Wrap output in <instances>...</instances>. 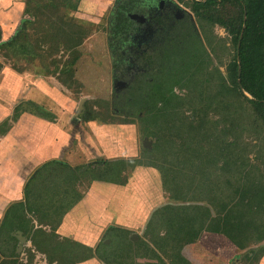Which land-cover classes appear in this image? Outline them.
<instances>
[{
  "label": "rangeland",
  "instance_id": "1",
  "mask_svg": "<svg viewBox=\"0 0 264 264\" xmlns=\"http://www.w3.org/2000/svg\"><path fill=\"white\" fill-rule=\"evenodd\" d=\"M139 1L143 6L147 5L146 1ZM175 1L182 6L186 13L185 17L181 20L176 19L177 21L173 19L174 21H170L167 26L164 25L165 27L160 31L157 29L152 41L142 53L122 47L120 41L123 39L115 37L113 31L108 36L110 25L112 26L111 19L120 15L118 13L112 15L116 0H23L21 21L15 25L16 31L13 30L12 33L16 34L12 35L14 37L20 31L22 33L13 45L0 48V79L2 71L12 68L31 74L29 76L31 80L44 77L53 84H63L62 93L67 98L66 101L64 100L67 105L63 107L66 106L69 110L65 113L81 112V127L80 125L79 127L87 132L84 134L85 137L95 138L99 130L100 136L117 137L116 141L109 137V141H115L117 145L121 144L120 138L127 137L131 138L134 144L138 143L139 155L125 160H135V166L131 168L128 165L123 171L124 183L132 182L131 187L136 197L142 195L150 199L149 190L136 185L140 181L137 176L143 173L138 170L132 178L129 177L136 166H141L137 161L146 162L143 166L153 167L162 178V183L157 189L159 194L161 191L164 194L162 198L164 204H177L167 192L168 189L170 190V184L164 186L165 174L167 178H178L180 172L184 180L194 183L189 185L193 191L194 185H198L202 178L195 169L196 167L200 169L198 158L214 157L215 151L211 147V140L213 143H217L215 140L222 143L226 139L223 137L224 119L221 117L222 114L218 113L225 105L219 103L221 97L211 91L221 85V76H227V66L234 60L236 53L233 36L226 27L220 23L212 26L199 18L192 8L194 0ZM226 10H230L234 15L240 12L234 5L227 6ZM113 24L117 25L115 21ZM194 28L203 44L195 40ZM0 37L3 39L2 34ZM11 38H6L4 42H8ZM202 45L203 48L200 49ZM69 70L71 73L68 72ZM117 80L123 82L125 86L122 85L121 89L116 88ZM44 92L50 96V93ZM48 95H45L48 97L46 100L37 98V102L49 104L56 97ZM165 96L167 99L178 97L181 107L173 110L172 106L177 103L172 99L170 105L166 104L163 99ZM83 99H85L84 104L80 108ZM36 104L32 101L20 103L18 110L10 112V121L17 119L24 110L32 114ZM216 106L220 109L216 110ZM48 109L52 116L61 117L59 109H52L50 105ZM233 109L237 118L238 114L244 113L245 103L234 101ZM204 113H207L209 122L213 123L211 116L218 122L219 127L214 138L199 134L196 125L187 131H180L176 127L189 121L198 124L200 114L204 116ZM87 120L98 123L99 128L94 129V126L91 128ZM252 121L247 115V127L249 125V129H256L258 124H253ZM102 123L115 125L116 133L101 131ZM240 125V133L246 137L244 142L247 148L243 153L248 158L244 160L252 165H260V170L257 168L253 170L264 177V128H258L256 133L251 134L248 128L242 131L244 126ZM0 126V139H2L9 128V121L1 123ZM70 126L67 122L66 127L70 128ZM240 133L233 135L240 137ZM145 137L152 140L151 149L144 147ZM231 138L229 137V140ZM80 145L83 147L80 152L69 151L70 154L63 155V158L55 157L49 162L56 160V164L45 162L33 170L31 176H26L22 184L21 199L11 203L4 201L3 208L0 209V264H79L96 251L91 248L89 253L86 252L80 247L82 244L76 240L83 242L86 240V236L84 237L82 233H85L86 228L93 226L89 220L92 215L95 219L99 213L104 216L100 220L101 227L105 218L106 221L112 220L113 224L120 228L123 227V221L129 220L136 207L137 198L133 193L130 194L132 203L122 211L120 209L114 211L111 207L113 205L108 207L107 204L101 203L102 201L97 207L90 208L86 205L87 200H91L90 193L104 194L108 190L102 186L108 182L94 181L93 176L96 171L91 170L88 165L98 160L89 162L88 147L85 149L84 145L81 143ZM206 150L210 153L205 152ZM189 154L191 156H188ZM106 155L110 156V154ZM229 157L233 162L237 154L233 153ZM119 160L123 159L112 161L120 162ZM240 162L238 160L235 166L237 167V163ZM221 164L222 162H219L215 167L219 166L220 169ZM217 173L212 172L210 176L211 179H215L214 182H209V186L213 187L211 192L216 188H225L224 190L233 188L235 181L231 184L225 182L230 177L227 169L221 170L218 178ZM76 195H80V199L75 198ZM17 203L23 204L21 208L25 211V218L30 221L29 229L33 226L32 230L25 232L27 236L25 235L26 243L23 249H20V242L16 238L21 229L14 226L15 231H12L10 229L12 226L7 222L8 209ZM139 227L140 229H135L133 232L139 233L151 242L152 239L148 238L146 233L147 227L146 234L142 230L144 224ZM34 229L38 230L34 233ZM115 231L119 230L117 228L110 230L109 240L111 239L113 244L112 241L116 239L114 244L119 247L124 236H120L119 232ZM106 233L107 231L103 235ZM148 234L151 237V233ZM35 240L43 244L45 242V246L39 248ZM173 241L175 240H172V243ZM173 244L177 246L176 242ZM184 246L177 251L175 257L168 256L165 258L166 262H163L264 264V253L258 259L255 258L260 253L259 247H264V241L259 245L251 244L240 249L228 237L203 232L194 245ZM251 250H254L256 255L248 258L247 253ZM162 254L164 255L165 252ZM181 259L185 261L180 263ZM140 261L143 264L150 263L148 258H141ZM156 263L163 264L162 261Z\"/></svg>",
  "mask_w": 264,
  "mask_h": 264
},
{
  "label": "trees",
  "instance_id": "2",
  "mask_svg": "<svg viewBox=\"0 0 264 264\" xmlns=\"http://www.w3.org/2000/svg\"><path fill=\"white\" fill-rule=\"evenodd\" d=\"M229 5L237 6L240 12L237 15L231 14L230 10H226ZM192 8L199 18L205 20L206 23H210L212 26L220 23L226 27L235 42L236 53L234 60L227 66V76H221V85L211 91L214 95L220 96L221 99L218 102L225 105L221 107L222 110L218 113H221V117L224 119L223 137L226 139L222 143L218 140H215L217 143H213V140H211V147L215 151L214 157L207 159L198 158L200 169L197 167L195 169L200 174V177L202 176L201 181L203 184L199 181L198 185H194L193 191H191L189 185L194 183L184 180L180 172V177L178 178H167L168 176L165 174L167 180L163 177L164 186L170 184V190L168 189L167 192L170 193L171 198L177 204L164 205L154 214L149 225L153 228L156 227L155 223H157L159 224L157 226L166 228L167 235L177 240L181 248L185 244L195 242L203 232L208 231L227 236L240 249H243L247 245H259L264 241V177L254 171L255 168L260 170V165H252L249 161L244 160L248 158L243 153L244 149L247 148L244 142L246 137L240 133V124H242V127L244 126L242 131H246L249 127V125L247 127L246 123L247 115L253 120V124H258L256 129L248 128L251 134L253 132L256 133L258 128H264V0H194ZM118 14L121 15L117 16L119 23H122L121 27L126 28L127 18L123 17L122 11ZM22 29L24 30V27ZM194 31L195 40L201 43L202 40L195 28ZM120 32L117 29L115 34L118 36ZM21 33V31L17 33V37H12L8 42H2L0 37V48L13 45ZM202 48L203 45L200 49ZM68 72L71 73L70 70ZM236 97H238L237 100ZM163 99H165L166 104L172 102V99L177 103L172 106L173 110L176 107H181V104L178 103L180 100L178 97H169L167 99L165 96ZM234 101L245 103L244 113L238 114L237 118H235V110L233 109ZM219 109V106H216V110ZM35 110L45 117L53 119L52 114L42 105L36 104ZM212 119L213 123L209 122L207 113H204V116L200 114L197 121L198 124L194 121H189V123L176 127L180 131H187V129L194 128L196 125V130L199 134L214 138L219 126L213 116H211ZM203 126L206 127L204 128ZM207 127L210 128L208 129ZM238 132L241 134L240 137L233 135ZM229 137L232 138L229 140ZM208 150H211V148H208ZM205 152L208 153L209 151L206 150ZM233 153L237 154V157L232 162L229 156ZM188 156L191 155L189 154ZM238 160L241 162L237 163L236 167L235 164ZM119 161L100 159L90 163L88 166L94 172L96 171L93 179L114 183L122 182L123 171L128 168V165L133 168L135 160ZM137 162L139 164L146 163ZM219 162H222L220 169L219 166L215 167V164H219ZM49 163L56 164L57 161ZM224 165L227 167H224ZM212 168L213 170H211ZM226 169L229 171L228 175L230 177L225 182L226 184H231L235 181L233 188L229 190L216 188L214 192H211L213 187L209 186V182L215 181V179H211V173L215 174L218 172L216 175L218 178L221 170ZM80 197V195H76L75 198L80 199ZM21 207H23V204L17 203L8 209L7 222L12 226L10 227L12 231H15V228H19L26 235L25 232L32 230L33 226L29 229L30 221L25 218V211ZM36 230L38 229H34V233ZM27 239L29 238L27 237ZM170 241L165 238L163 243L166 244ZM36 243L39 248L43 245L45 246V242L44 244L42 242ZM80 247L83 248L82 245ZM117 248L119 247L114 244H100L96 251L101 259L108 262L110 261L109 255ZM258 251L260 252L259 255L255 256L257 259L264 253V247H259ZM117 255L121 257L120 253ZM247 255L248 258H253L256 252L251 250ZM113 258L115 259L116 257Z\"/></svg>",
  "mask_w": 264,
  "mask_h": 264
},
{
  "label": "crops",
  "instance_id": "3",
  "mask_svg": "<svg viewBox=\"0 0 264 264\" xmlns=\"http://www.w3.org/2000/svg\"><path fill=\"white\" fill-rule=\"evenodd\" d=\"M22 3L23 0H0V34H2L3 37L1 40L5 41L6 38H11L16 34L15 32H12L13 30L16 31L15 25L21 21ZM1 74L0 125L1 123L4 124L5 121H9V128L6 130L7 132L5 131L6 134L2 139H0V209L3 208L4 201L11 203L22 198V184H24L26 176H31L33 170L55 157L63 158V155L70 154L69 151L76 153L80 152L83 148L80 143L84 145L85 149L86 147L89 149V162L103 158L107 160H127L139 155L138 143L134 144L129 137H127L128 139L120 138L122 146L121 144H116L115 138L117 137L107 135L100 136L99 130L95 138H92V136L89 138L85 137L84 134L87 132L82 131L80 128L82 118L81 112L78 114H71V111L69 112L70 114L65 113V111L68 112L69 110L66 106L63 107L64 105H67V102H65L67 98L62 93L64 88L63 84H53L46 81L47 79L44 77L42 79L36 78L37 80H31V78H29L31 74L16 71L12 68L5 69ZM44 91L50 93V96H56L49 104H45L42 101H38L41 103L37 102V98H39V100H46L48 98L45 96L48 94ZM30 101L35 104L37 102V104L42 105L47 111L50 110L48 109L49 105L52 109H59L58 111H61V117L56 118L53 116V120L51 121L48 117L43 116V114L36 110H32V114L27 110H22L23 112L17 116V119L10 121V112L16 111L19 108L20 103H29ZM49 112L51 113V111ZM65 114H67V116H64ZM87 121H89L91 128L92 126H94V129L99 128L98 123H95L92 120ZM67 122L70 123V128L66 127ZM102 124L103 125L100 126L101 131L111 134L116 133L117 129L115 128V125L106 123ZM94 129L93 132L96 134ZM91 130L92 129H90V131ZM109 137L115 141L110 142ZM76 144L78 145L76 146ZM106 154H110V156ZM140 165L141 166L138 167L136 166L132 172L130 171L131 174H129V177L132 178L133 174H135L136 171L138 172V170L143 173L142 175L137 176L140 178V181L136 183V185L147 188L149 190L150 199H147L142 195H137L136 197L135 191L133 190V187H131L133 186L131 185L132 182L124 183L125 179L120 183H104L105 185L103 184L102 186L105 189H108L104 194L100 193L94 195L90 193L91 200H87L86 204L90 206V208L99 206V202L102 201L101 203L107 204L108 207L113 205L111 207L114 208V211L119 209L122 211L132 203L130 199V194L132 193L137 198L136 207L128 218L129 220L122 222V228L114 225L112 220L106 221V218L103 220V227H101L100 220L104 216L100 213L97 216V219H95L93 215L92 217L89 216V220L93 226L86 228L84 231L85 233H82L84 237L86 236V240L83 242L76 239L77 242L82 244L83 249H85L86 252H90L89 248L97 250L100 244L113 245L117 240L114 239L112 241L113 244H111V239L109 240V237H111L110 230L112 229L117 228L119 231L115 232H119L120 236L124 237L119 246L120 249L117 248L113 251V255H109L110 261L106 262V260L101 259L97 255V251H95L91 256L84 258L79 264H143L140 261L141 258L150 259V263L147 264H157V261H162L163 264H167L164 263L166 262L165 258L168 256L172 257L171 255L175 257L178 253L177 251H180L181 247L178 246L177 240L172 238V240H175L173 243L176 242L177 245L174 246L171 237L167 235L166 228L157 226L159 225L157 223H155L156 227L153 228L149 225L154 214L160 208L164 205L174 203L164 204L162 202L164 194H162V191L159 194L157 189L162 183V178L157 171H154L153 167H146L143 166V164ZM146 169L147 171H145ZM130 178L128 179L130 180ZM94 181L101 182L102 180ZM89 202L91 203L89 204ZM7 206H9V204ZM143 215L144 217H142ZM141 224H144L142 229L143 233L146 232L145 229L147 227L146 233L148 238L152 239L151 242L142 237L139 233L137 234V232H133L135 229H140L139 226ZM105 231H107V233L103 235ZM149 232L151 233V237L148 234ZM209 233L223 235L214 232ZM134 235H136V238H133ZM165 238L166 240L171 241L164 244L163 241ZM194 243L195 242L188 243L185 244V246L191 244L194 245ZM164 252L165 254L163 255L162 253ZM118 253L124 258L121 259V257L117 255ZM113 257L116 258L114 259ZM184 261L185 259H181L180 263Z\"/></svg>",
  "mask_w": 264,
  "mask_h": 264
},
{
  "label": "flooded vegetation",
  "instance_id": "4",
  "mask_svg": "<svg viewBox=\"0 0 264 264\" xmlns=\"http://www.w3.org/2000/svg\"><path fill=\"white\" fill-rule=\"evenodd\" d=\"M137 1L139 0H116L112 15L122 11L123 17L127 18L126 28L121 27V24L118 23L117 15L111 19L112 26L110 25L108 36L113 31L115 37L123 39L120 41L122 47L142 53L152 41L157 29L160 31L165 27L164 25H169L170 21L181 20L186 13L175 0H144L146 6H143L140 1L137 3ZM114 21L117 25L113 24ZM117 29L121 31L118 36L115 34ZM122 85L125 86L123 82L117 80L116 88L121 89Z\"/></svg>",
  "mask_w": 264,
  "mask_h": 264
},
{
  "label": "water",
  "instance_id": "5",
  "mask_svg": "<svg viewBox=\"0 0 264 264\" xmlns=\"http://www.w3.org/2000/svg\"><path fill=\"white\" fill-rule=\"evenodd\" d=\"M84 100L83 99L81 101V105H80V108H82L83 104H84ZM79 112V111H78ZM80 113V112H79ZM144 146L147 148V149H151L152 147V140H150L148 137H145L144 138ZM133 238H136V235L133 236ZM19 242H20V249H23V246L24 244L26 243V237L23 236L22 232L20 231L19 232Z\"/></svg>",
  "mask_w": 264,
  "mask_h": 264
},
{
  "label": "built area",
  "instance_id": "6",
  "mask_svg": "<svg viewBox=\"0 0 264 264\" xmlns=\"http://www.w3.org/2000/svg\"><path fill=\"white\" fill-rule=\"evenodd\" d=\"M18 233H19V232H18ZM22 234H23V232H22ZM23 236H25V235L23 234ZM25 237H26V236H25ZM16 238H18V240H19V235H18V234L16 235ZM24 246H25V244H24ZM24 246H23V247H24Z\"/></svg>",
  "mask_w": 264,
  "mask_h": 264
}]
</instances>
